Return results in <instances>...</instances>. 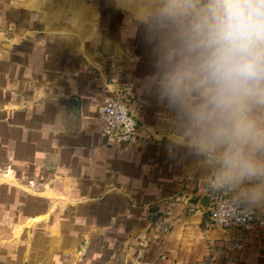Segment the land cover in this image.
<instances>
[{"label":"crops","instance_id":"0c3cea01","mask_svg":"<svg viewBox=\"0 0 264 264\" xmlns=\"http://www.w3.org/2000/svg\"><path fill=\"white\" fill-rule=\"evenodd\" d=\"M81 21L78 32L62 22L67 26L49 34L62 44L44 49L47 55L43 50L30 76L13 73V89L0 93L1 156L13 160L16 174L43 185L41 205L31 209L45 214L62 204L65 210L66 203H85L112 220L120 214L123 235L133 231L135 237L151 227L155 240L158 221H169L165 241L152 244L148 255L168 256V264H208L205 256H234L218 264H264V228L257 229L242 250L212 252L211 245L223 246L228 235L212 229L207 209L200 205L208 196L200 189L204 169L185 150H170L166 108L143 86L153 65L142 34L136 35L143 44L131 52L124 46L132 37L127 30L115 41L107 29L104 35L97 15ZM115 96L138 121L132 144H115L104 134L100 110ZM187 186L194 194L184 195L192 200L188 209L173 201Z\"/></svg>","mask_w":264,"mask_h":264},{"label":"clouds","instance_id":"9594fccd","mask_svg":"<svg viewBox=\"0 0 264 264\" xmlns=\"http://www.w3.org/2000/svg\"><path fill=\"white\" fill-rule=\"evenodd\" d=\"M113 4L127 33L143 36L153 65L144 89L166 108L170 150L204 169L200 189L214 219L264 214V0ZM67 22L82 28L79 12ZM129 111L114 102L108 123L130 131Z\"/></svg>","mask_w":264,"mask_h":264},{"label":"rangeland","instance_id":"374dc122","mask_svg":"<svg viewBox=\"0 0 264 264\" xmlns=\"http://www.w3.org/2000/svg\"><path fill=\"white\" fill-rule=\"evenodd\" d=\"M77 12L80 19L97 15L104 35L107 29L111 39L121 41L124 37L125 16L114 6L113 0H46L45 3L44 0H0V93L13 89L15 72L18 78L30 76L32 67L41 63L42 51L49 45L57 47L62 44L59 38L49 34H56L58 28L63 29L66 21ZM139 37L129 38L131 42L126 40L125 50L137 51L140 43L143 44V41L138 42ZM52 49L50 55L54 59ZM45 50L43 52L47 55ZM1 154L3 149L0 150V264H155L152 258L158 262L156 264H168L165 261L168 256L148 255L153 251L152 244L165 241L162 238L170 231L169 221L162 220L167 226L158 221L163 229H155L158 235L155 240L151 227L135 237L132 234L137 233L133 231L129 236L123 235L120 214L112 220L105 212L99 213L85 203H66L65 210L62 204L53 213L33 211L31 208L41 203L39 199L43 196L41 181L16 174L13 160L7 156L3 158ZM188 188L171 199L187 209L192 200L190 197L186 200V196L193 194ZM198 191L199 188L195 193ZM178 197L179 201L176 200ZM148 215L154 217V214ZM173 215L176 216L175 211ZM114 220L115 227L112 228L110 223ZM213 227L223 232L221 228ZM256 230L250 238L256 235ZM225 234L228 239H223L226 240L224 245L212 244V252L242 250L250 240L238 246L233 236L228 232ZM233 257L205 256V259L208 264H218L223 259L233 260Z\"/></svg>","mask_w":264,"mask_h":264},{"label":"built area","instance_id":"2783aa9c","mask_svg":"<svg viewBox=\"0 0 264 264\" xmlns=\"http://www.w3.org/2000/svg\"><path fill=\"white\" fill-rule=\"evenodd\" d=\"M114 102L126 104L117 96L110 97L105 101L104 106L100 110V120L103 124L104 134L109 140L118 144H132L136 141L139 133V124L136 116L129 108V116L133 121V126L130 131L127 130L123 125H120L118 128L110 125L108 123L107 114L112 112ZM213 202V199H211L210 207L207 209L210 224L230 233L237 242L238 246H243L244 243L250 238L251 233H253L254 230L264 227V217L259 213L249 218L239 217L231 219L228 223H218L214 219L215 213L212 209Z\"/></svg>","mask_w":264,"mask_h":264},{"label":"water","instance_id":"95a60500","mask_svg":"<svg viewBox=\"0 0 264 264\" xmlns=\"http://www.w3.org/2000/svg\"><path fill=\"white\" fill-rule=\"evenodd\" d=\"M210 202H211V199L210 197L206 196L202 199L201 201V207H203L204 209H208L210 207Z\"/></svg>","mask_w":264,"mask_h":264}]
</instances>
